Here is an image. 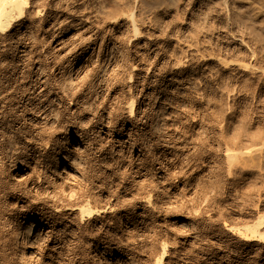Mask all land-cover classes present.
Instances as JSON below:
<instances>
[{"label":"rangeland","instance_id":"rangeland-1","mask_svg":"<svg viewBox=\"0 0 264 264\" xmlns=\"http://www.w3.org/2000/svg\"><path fill=\"white\" fill-rule=\"evenodd\" d=\"M46 1L35 0L37 5ZM49 34L47 23L30 22L25 29L16 30L10 50H0V86L7 82L17 87L8 93L11 99L0 105V264H20L9 241L31 207L59 219L49 243L41 251L35 250L32 264H152L162 245L166 248L162 264H259L262 249L242 245L222 232V223H246L243 211L251 207L254 189L243 190V177H238L236 198L234 186L220 182L219 214L211 200L213 152L209 147L215 140H231L232 134L212 138L211 122L205 117L193 136V144H199L195 148L200 149L196 162L191 150L175 167L171 159H159L154 154L158 153L157 142L143 134L140 124L131 131L134 139H128L127 133L120 135L131 123L124 112L135 92L133 86L129 88L128 75L101 71L105 52L97 46L72 67L73 50H57ZM18 59L21 72L9 74ZM63 87H67L65 92ZM27 88L37 95L28 103L18 102ZM70 90H75L74 96ZM132 146L142 156L136 157ZM73 165L77 171L72 172ZM148 192L149 206L142 203ZM74 197H82L81 203ZM69 204L104 208V213L97 223L94 217L79 220L78 214L66 209ZM56 208L61 210L55 213ZM110 251L119 260L106 254ZM245 254L248 256L243 257Z\"/></svg>","mask_w":264,"mask_h":264},{"label":"bare ground","instance_id":"bare-ground-1","mask_svg":"<svg viewBox=\"0 0 264 264\" xmlns=\"http://www.w3.org/2000/svg\"><path fill=\"white\" fill-rule=\"evenodd\" d=\"M34 21L48 24L57 50L68 47L73 50L72 67L78 66L83 56L95 52L97 46L98 51L105 52L101 71L128 75L129 88L133 86L135 92L124 105V112L131 123L120 135L127 133L128 139H134L131 131L140 124L143 134L157 142L158 153L154 154L159 159L167 157L175 167L179 158L191 150L194 156L191 159L197 160L200 149L195 148L199 144H193V136L205 117L211 122L212 138L231 133V140H215L209 147L213 152L210 167L214 212L220 213L223 198L220 182L232 184L236 198L239 189L236 179L243 177V190L252 187L255 191L251 207L243 211L246 223L243 226L222 223V232L242 245H257L255 249L264 251V0H48L41 5L35 0H0V50H10L9 42L16 30L25 29ZM19 60L9 74L21 72ZM70 85L69 82V88ZM15 87L7 82L0 86L1 106L6 98L11 99L7 96ZM25 90L18 102L28 103L37 95L29 88ZM136 148L132 146L134 155L142 156V151ZM72 167V172L77 171L76 166ZM147 195L141 201L149 206L151 195ZM76 206L66 209L78 214L79 220L94 217L97 223L104 213V208L91 210L81 207L82 204ZM60 210L56 208L54 212ZM58 220L36 207L22 215L9 241L20 264L35 261L36 252L49 243ZM165 252L162 245L152 264H162ZM106 254L119 260L111 251ZM259 264H264V253Z\"/></svg>","mask_w":264,"mask_h":264}]
</instances>
